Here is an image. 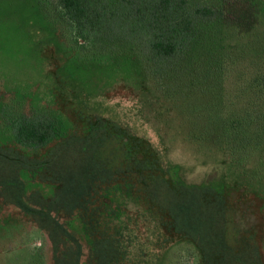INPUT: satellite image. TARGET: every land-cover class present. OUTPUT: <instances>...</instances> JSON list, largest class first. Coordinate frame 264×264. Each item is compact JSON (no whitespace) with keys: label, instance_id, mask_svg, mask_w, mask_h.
Masks as SVG:
<instances>
[{"label":"rangeland","instance_id":"rangeland-1","mask_svg":"<svg viewBox=\"0 0 264 264\" xmlns=\"http://www.w3.org/2000/svg\"><path fill=\"white\" fill-rule=\"evenodd\" d=\"M47 1L0 0V264H264V0H189L226 16L172 59ZM21 118L62 134L22 146Z\"/></svg>","mask_w":264,"mask_h":264},{"label":"trees","instance_id":"trees-1","mask_svg":"<svg viewBox=\"0 0 264 264\" xmlns=\"http://www.w3.org/2000/svg\"><path fill=\"white\" fill-rule=\"evenodd\" d=\"M46 4L60 25L84 43H100L103 33L110 40L106 44L110 43L117 37L111 28L112 19L123 18L127 26L135 23L149 35L152 54L161 59L193 52L206 40L202 25L226 16L219 8L192 7L189 0H48ZM257 79L264 87V74ZM14 126L15 139L22 146L42 147L62 134V124L57 120L21 118Z\"/></svg>","mask_w":264,"mask_h":264}]
</instances>
